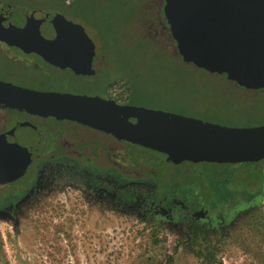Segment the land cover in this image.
Here are the masks:
<instances>
[{
    "label": "flooded vegetation",
    "instance_id": "flooded-vegetation-1",
    "mask_svg": "<svg viewBox=\"0 0 264 264\" xmlns=\"http://www.w3.org/2000/svg\"><path fill=\"white\" fill-rule=\"evenodd\" d=\"M66 3L69 4L70 0H66ZM163 3L165 5V0ZM24 5L0 3V6L33 13L35 11H38L36 13H56ZM65 19L73 24L79 22L84 28L87 26L75 18ZM10 23L13 26H19L21 29L19 32L22 34L27 32L20 24L30 27L27 21H10ZM83 30L90 40L87 48L81 50L70 45L52 55L37 53L34 47L32 49L15 43L33 41L35 44L38 37L27 35L17 39L0 37V83L35 92L52 93L48 88H59L61 91L56 92L57 94L95 97L118 106L136 107L128 103L129 83L124 72L120 73L110 85L108 75L111 68L107 65L109 64L108 55L103 51L102 39L90 37L88 32ZM167 30L173 44L169 29ZM37 48L39 50V47ZM64 51L72 53H68L62 59ZM57 56H59L58 59H56ZM106 76H108L107 80ZM83 80L88 82L89 87L95 85L96 81L105 88L104 90L103 88L75 90L74 87ZM236 86L249 94V98L253 94H263V104L259 106L256 99L252 98L250 103H246V107L234 111L226 104L217 105V107L207 106L201 102L199 96L196 99L191 96L192 99L194 98L193 101L169 105L168 108L159 111L221 127L251 128L264 125V120H247L245 124L239 125L232 119L236 116L234 113L250 119L264 115V87L243 88L237 84ZM189 93L200 95L196 91ZM247 101L249 102L248 99ZM0 119L10 122L15 131H24L26 134L23 135L17 147L24 158L18 167L16 177L6 183H0V211L22 202H26L27 205L33 199H36L37 203L46 200L56 189L60 190L69 183L73 192H76L75 195L87 204H94L99 208L109 207L114 212L134 213L138 216V220L142 221L155 216L158 221L163 222L167 216H172L184 235H188L189 230L197 226L207 235L217 236V233L233 228L235 221L249 213L247 209L253 210L259 206V199L263 194L264 179L258 187V176L252 173V169H249L251 175L249 172L245 176L225 174L231 177L230 182L235 181L236 185H234L233 182L232 184H227L226 181L220 183L217 179L221 174L217 172L205 175L201 171L184 167L177 171L178 181L170 183L163 181L164 183L160 186L155 180V175L144 172L143 167L149 165L146 159L127 148L124 140V146L118 148L106 147L103 144L102 152L98 151V145L94 150L84 145L76 146L68 138L61 141L65 136H73L65 132V124L89 128L115 138L110 133L72 120L38 116L12 108L0 107ZM46 119L58 120L61 123L56 126L42 124L41 121ZM8 149V147L1 149L0 154L4 155L9 151ZM1 168L0 177H3ZM4 169L6 170L7 167ZM231 192L232 197L224 202H218L221 194ZM177 198H182L183 205L175 202Z\"/></svg>",
    "mask_w": 264,
    "mask_h": 264
},
{
    "label": "rangeland",
    "instance_id": "rangeland-1",
    "mask_svg": "<svg viewBox=\"0 0 264 264\" xmlns=\"http://www.w3.org/2000/svg\"><path fill=\"white\" fill-rule=\"evenodd\" d=\"M92 1L96 6L105 7L111 19V25L106 30L112 31L114 35L108 36L114 38L112 41L101 39L106 44L111 42V48L117 52L111 53L108 50L107 59L112 62L107 65L112 68L115 63H120L122 73L127 68L124 75L135 77L138 90L143 91L140 94L146 95L148 92L155 100L152 104L132 102V105L159 111L169 105L193 101L197 96L207 106L226 104L234 111L246 107V103H250L252 98L256 99L259 106L263 104V94H253L249 98V94L238 88L234 82L224 80L214 73L190 68L191 65L178 63V53L173 49L165 24L162 10L164 0H134L135 6L132 10L130 4L124 9L116 8V17L106 8L110 6V3L106 5V0ZM0 3L23 4L18 0H0ZM24 6L30 7L27 4ZM76 23L88 30L87 26L84 28L81 23ZM90 31H87L90 37L97 34L96 30ZM163 49L169 56H154L157 51L162 53ZM68 53L72 52H62V59ZM173 60H176L177 65ZM48 90L52 93L61 91L59 88ZM194 91L200 95L189 93ZM234 115L236 116L232 119L239 125L245 124L247 120H264V115L258 116V119L246 118L239 113ZM41 123L56 126L61 122L46 119ZM65 125V132L73 136L62 137L61 141L68 138L76 146L84 145L94 150L98 145V151L101 152L104 151L103 144L113 148L124 146L121 140L92 129ZM0 132H4L0 134V149L11 148L4 155L0 154V168L2 170L8 167L9 171H14L23 162L24 156L17 147L26 134L24 131H15L10 122L1 119ZM141 152L149 164L143 167L144 172H150V175H155L159 180L166 181L178 168L173 162H166L160 154L144 150ZM187 168L201 171L205 175L214 172L222 174L225 170L229 174L245 176L250 166L233 164L224 168L217 164L195 162ZM261 168L264 171L263 166ZM75 193L68 183L60 190L52 192L46 200L37 203L33 199L27 205L22 202L23 204L1 210L0 264H200V260L186 249L184 234L172 216H167L163 222L158 221L155 216L142 221L134 213L114 212L109 207L99 208L97 205L87 204ZM175 202L183 205L182 198L175 199ZM259 202V206L253 210L247 209L249 213L235 222L238 224L244 217L259 210L264 214V181ZM222 233H217V236ZM153 234L163 244L152 245L150 237ZM219 258L222 264H255L233 246L227 247Z\"/></svg>",
    "mask_w": 264,
    "mask_h": 264
},
{
    "label": "water",
    "instance_id": "water-1",
    "mask_svg": "<svg viewBox=\"0 0 264 264\" xmlns=\"http://www.w3.org/2000/svg\"><path fill=\"white\" fill-rule=\"evenodd\" d=\"M163 13L183 63L243 88L264 87V0H165ZM0 21V37H38L35 44L15 42L34 47L37 53L52 55L66 46L83 50L90 45L84 30L60 14L0 6ZM10 21H27L30 27L20 24L27 32L22 34ZM0 107L72 120L163 154L166 161L241 164L264 159V125L221 127L95 97L35 92L1 83ZM18 169L3 168L0 183L14 179Z\"/></svg>",
    "mask_w": 264,
    "mask_h": 264
},
{
    "label": "trees",
    "instance_id": "trees-1",
    "mask_svg": "<svg viewBox=\"0 0 264 264\" xmlns=\"http://www.w3.org/2000/svg\"><path fill=\"white\" fill-rule=\"evenodd\" d=\"M21 2L23 4L24 3L29 4L31 8L55 11L56 13L61 14L65 18H72V19L75 18L76 20L84 22L85 25H87L88 27L87 31L96 30L97 36L92 33L94 37H100L102 39H109L110 41H112V39L114 38V37L111 38L110 36H108L111 34L113 36L114 33L112 31L110 32L106 30V28L110 27L111 25V19L110 17H108L109 14L105 11L104 9L105 7L101 5L96 6V4L92 0H70L69 4L66 3V0H21ZM108 3H110V6H106V8L108 7L111 12V15L115 17L117 15L116 10H115L116 8L124 9V7L130 4L131 10H132L135 6L134 0H106V5ZM113 12H115V14H112ZM102 46H103L104 52L108 53L109 52L108 50H110L111 53L117 52L114 48H111L112 46L111 42L110 44H106L103 42ZM173 49L175 50L176 53H178L174 45H173ZM159 54H164V55L169 56V53L164 49L162 50V53H159V51H157L154 54V56L159 55ZM177 59H178V63L182 62L179 54H177ZM108 61L109 63L112 62L109 59ZM173 62L177 65L176 60H173ZM183 64L191 65V64H186V63H183ZM191 66L189 67L196 68L194 66L193 67ZM182 68L183 66L180 69ZM122 70L123 69L120 63L119 64L115 63L112 66L111 71L108 75L109 77L106 76V80L108 77V80L110 81V85H111V82L115 78L119 77V74L122 73ZM126 70H124V73ZM199 70H202V69H199ZM78 74H83V73H78ZM126 79L129 83L128 90H129L130 95L127 99L129 104H132L131 102L133 103L134 102H143V103L149 102L151 104L154 103L152 94H149L148 92H146V95L140 94L143 91L138 90L137 84L135 82V77L126 76ZM95 83H96L95 85H92L91 87H89L88 82L86 80H83L79 82L74 87V89L79 90V91H85L87 89L88 90H98L99 88H103L104 90L105 87L100 86L101 83H97L96 81ZM134 100H137V101H134ZM118 140H121V139H118ZM125 145L127 148H130L132 151H135L137 154H139V156L142 158H144L145 156L141 152L143 150L156 153L152 150L145 149L140 146H136V145L129 144L126 142H125ZM156 154H159V153H156ZM160 155L164 157L163 154H160ZM166 162H173L174 164L178 165V168L175 171H173L172 174L169 175L166 180L168 181V183H170V182L178 181L177 171L179 169L187 167L189 166V164L195 163L196 161L194 160H189V161L173 160V161H166ZM196 163H199V162H196ZM210 164H216V163H210ZM231 165L233 164H228V163L217 164V166L224 167V168L231 166ZM240 165L250 166L249 169H252V173L255 176H258L257 182L259 185L258 187H260L264 179V171H262V168H261L262 166L264 168V159L256 161V162H251V163H242ZM249 173H250L249 175H251L250 170H249ZM225 174L228 175L229 172L224 170L221 176L217 180H219L220 183L221 182L225 183L226 181L227 184H230V183L232 184L233 181L230 182L231 177L229 178ZM232 175L234 176V174H231V176ZM155 180H157V183L160 186L164 183L162 180H159L156 178ZM231 194L232 192L228 194H221L218 199V202L219 201L224 202L227 198L232 197ZM150 238H151L152 245L158 246L159 244H163V241L159 240L156 234L151 235ZM183 238L185 239L184 245L186 249L189 252H192L196 259L200 260V264H222L221 258L219 257L221 254L225 252V249L229 246L237 247L243 253L244 256L250 258L255 264H264V214L263 212H261V210L256 211L244 217L238 224L236 222L233 228L227 229L222 234H220V236H209L204 232L202 228L194 226L189 230V234L184 235Z\"/></svg>",
    "mask_w": 264,
    "mask_h": 264
}]
</instances>
